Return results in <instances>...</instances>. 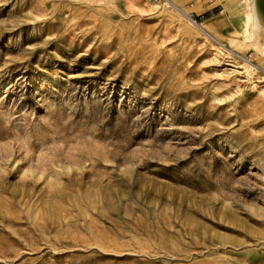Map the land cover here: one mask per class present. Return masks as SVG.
<instances>
[{"label": "rangeland", "instance_id": "1", "mask_svg": "<svg viewBox=\"0 0 264 264\" xmlns=\"http://www.w3.org/2000/svg\"><path fill=\"white\" fill-rule=\"evenodd\" d=\"M172 1L0 0V264H264L248 0Z\"/></svg>", "mask_w": 264, "mask_h": 264}, {"label": "bare ground", "instance_id": "2", "mask_svg": "<svg viewBox=\"0 0 264 264\" xmlns=\"http://www.w3.org/2000/svg\"><path fill=\"white\" fill-rule=\"evenodd\" d=\"M248 3H249L248 6H250V10H251L249 16L251 19L250 24L252 26L249 35L252 39H254L255 46L258 48V50L262 52L261 54H264V0H248ZM155 4L162 5V6H172L173 1L169 0L168 5L159 4V3H155ZM249 67L250 69L253 68L251 65L248 66V68Z\"/></svg>", "mask_w": 264, "mask_h": 264}, {"label": "built area", "instance_id": "3", "mask_svg": "<svg viewBox=\"0 0 264 264\" xmlns=\"http://www.w3.org/2000/svg\"><path fill=\"white\" fill-rule=\"evenodd\" d=\"M151 2L159 3V4H169V0H148Z\"/></svg>", "mask_w": 264, "mask_h": 264}]
</instances>
